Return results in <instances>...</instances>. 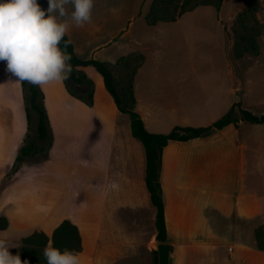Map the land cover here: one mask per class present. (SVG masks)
Listing matches in <instances>:
<instances>
[{
  "label": "crops",
  "instance_id": "obj_1",
  "mask_svg": "<svg viewBox=\"0 0 264 264\" xmlns=\"http://www.w3.org/2000/svg\"><path fill=\"white\" fill-rule=\"evenodd\" d=\"M196 9L184 13L173 22L146 24L154 27L160 42L165 41L162 37L164 34L161 33L169 31L172 34L171 43L188 44L194 29L206 28L195 21V15L199 13ZM220 22L225 33L224 24L227 21ZM70 25L71 23L68 30L73 29ZM104 26L105 24H96L91 29L84 24L77 27L71 33L76 41L67 31L66 34L81 59L94 58L81 57L87 50L91 54L101 53L103 59L98 60L109 62H115L133 51L143 52L132 49L109 60L108 58L121 52L123 43L113 40L95 44L84 35L85 31H90L91 35L101 32ZM209 31L212 33V30ZM163 63L160 69L158 65ZM248 67L253 68L251 65ZM91 68L96 70L91 65L78 67L87 76ZM235 72L231 69L229 60L191 57L170 59L168 62L158 60L154 64H148L146 56L145 63L135 76L136 111L148 131L168 133L175 126L211 125L236 102H241L243 108L247 102L264 106V95L252 93L255 87L253 79L249 76L243 80L244 77ZM3 75L22 85L20 80L10 77L0 61V119L7 110L17 111L24 106L25 111L21 93H17L18 96L12 94V84L4 82ZM57 83L58 81L47 83L51 85L48 88L56 95ZM53 84L56 90H53ZM95 84L99 85L103 93L106 91L111 100L106 95L101 97L102 94L95 91L97 86L92 106L87 107L75 100L77 107L86 110L91 116L86 145L92 188L98 200L91 211V222L84 215L86 205L82 199L78 205L70 200V206L64 209L63 215L52 221L48 220L52 213L48 214L49 218H44L49 209L55 210L50 206L37 218L32 209L25 208L20 213L16 212L13 208L16 196L8 194L1 199L10 188L7 186L10 181H3V177L7 175L3 170L0 172V217L5 218L7 226L0 229V237L11 245L10 251L19 247L22 239L35 231H43L51 236L53 230L68 219L80 231L82 250L78 253L81 264H101L102 260L114 264L117 261L120 264H158V251L155 248L159 243L156 237V209L145 183L144 146L132 134L130 117L127 123L117 120L119 115L125 113L118 110L105 87L103 76L102 80L100 76L96 77ZM43 89L45 106L47 105V112H50L49 93L46 88ZM65 95L71 97L69 94ZM255 114H264V111H257ZM247 123L264 124L240 120L237 125L230 123L206 136L184 141L170 140L163 148L160 183L167 238L174 246L172 264H264V249L259 247L256 236V229L264 224V190H246L247 143L243 140L241 129L248 127ZM7 125L10 126L9 123ZM22 126L16 141L9 148V154L13 158L17 156L27 133L28 125L23 120ZM3 127L8 126L0 123V130ZM255 144L254 156L258 161L254 166L256 171L263 173V141L255 140ZM9 166L6 163L5 169L8 170ZM2 200L5 201L4 207L1 206ZM87 222H90V236L88 231L86 233L88 239L85 234Z\"/></svg>",
  "mask_w": 264,
  "mask_h": 264
},
{
  "label": "rangeland",
  "instance_id": "obj_2",
  "mask_svg": "<svg viewBox=\"0 0 264 264\" xmlns=\"http://www.w3.org/2000/svg\"><path fill=\"white\" fill-rule=\"evenodd\" d=\"M38 2L42 8H47V0H38ZM151 2L152 0H94L91 21L85 23V25L91 29H94L96 24H105V26L101 32L91 35L90 31H85L84 35L90 42L93 40L95 44L113 40L121 41L124 46L123 49L112 58H108L109 60L115 59L132 49L142 50L147 56L148 64L152 62L154 64L158 60L168 62L170 59L179 60L191 57L229 60L231 69L236 71V75L244 77L245 79L242 78L243 80H246L249 76L253 79L255 87L252 93L264 95V33L260 37L261 52L258 56L245 55L243 58L237 59L233 56L222 23L220 22L221 20L229 22L235 11L244 5L245 0H224L220 9L210 6L197 8L196 12L199 13L195 15L194 19L206 28L194 29L192 35L189 36L190 41L188 44L184 42L171 43L170 37L172 34L169 31L161 33L164 34L162 37L165 38V41L160 42L158 33L154 27L148 26L144 19ZM66 8L69 13L73 10L70 4ZM206 12L210 13L206 14ZM260 14L264 20V11ZM130 21H132L131 24ZM70 26L73 29L70 28L68 30L69 34L76 41L75 36L71 33L74 32L77 26L74 23H71ZM209 30H212V33ZM84 56L103 59L101 53L91 54L90 50L81 54V57ZM1 62H3L4 69H6V61ZM163 65L164 63L158 66L161 69ZM248 65L253 66V68H249ZM98 76L102 80V76L94 68L88 71L87 77L93 81V104L94 89L97 86L95 81ZM2 80L4 82H11L10 89L12 94L14 93L18 96L17 93H21V102H25L23 87L20 83H14L11 81L12 78L10 80L9 76L4 75ZM45 86L42 85L40 87L42 90L46 88L49 93L50 112L48 111V116L51 126V145L47 151L48 159L41 160L43 153H37L32 157L26 158L16 173L10 174L16 161V156L13 158V155L9 154L10 145L16 141L21 127H23L22 120L28 125L22 145L26 141L36 140L37 115L32 113V122L29 125L24 106H21L17 111L13 109L12 111H5L2 119H0L2 125L6 124L8 126L0 130L2 156L0 172L3 170L7 172V175L3 177L5 183L10 181L7 183V186L10 188L5 191L1 199L5 198L8 194L16 196L13 205L14 210L20 213L25 208L28 210L32 209L35 218L39 215L42 216L43 210H48V206L55 208V210L49 209L45 214L44 218L47 219L49 218L47 217L48 214L52 213V217L48 219L49 221L63 215L64 209L70 206V200H74V203L78 205L82 199L81 201L86 205L84 215L90 218L91 222V211H93L96 203H98L96 193L92 188L93 180L91 179L88 147L86 145L91 116L86 110L77 107L75 100L77 99L87 107L93 104L90 105L85 100L72 95L67 88L65 80L58 81L57 83L58 95L49 89L51 85L45 84ZM56 88L55 84H53V90H56ZM96 89L95 91L102 94L101 97L106 95L109 98L108 100H111L110 95L106 91L103 93L99 85ZM65 94H69L71 97ZM244 107L253 113L264 111V106L251 105L249 102ZM128 119V115L121 114L117 120L120 123H127ZM8 123L12 127L7 125ZM248 124V127L244 126L241 129L243 140L247 143L246 190L251 191L256 189L263 192L264 172L260 173V171H256L254 165L258 160L255 159L254 154L256 150L255 140L263 141L264 147V124ZM262 156L264 161V154ZM6 163L10 164L8 170L7 168L5 169ZM1 206H5V201L2 200ZM90 222H87L86 232L84 231L85 234L88 231L89 236ZM88 235L86 239L89 238ZM101 264L114 263L102 260ZM115 264L120 263L117 261Z\"/></svg>",
  "mask_w": 264,
  "mask_h": 264
},
{
  "label": "trees",
  "instance_id": "obj_3",
  "mask_svg": "<svg viewBox=\"0 0 264 264\" xmlns=\"http://www.w3.org/2000/svg\"><path fill=\"white\" fill-rule=\"evenodd\" d=\"M224 0H152L145 15L148 25L159 22L176 21L184 13L200 6H211L220 9ZM264 0H245L238 8L232 19L224 24L226 37L237 59L245 55L258 56L261 52L260 37L264 33ZM64 39H70L66 34ZM71 40V39H70ZM63 48V43H61ZM67 52L72 56L73 70L65 79L69 92L93 104V81L87 77L79 66L91 65L103 76L105 87L111 94L118 110L128 114L131 120V131L144 146L146 154L145 183L150 194V200L156 209L157 240L168 242L165 221L164 201L160 183L161 154L170 140H189L206 136L215 129H221L230 123L238 124L240 120L250 123H264V114H255L243 108L241 102H236L230 110L208 126L183 127L175 126L168 133H153L146 129L143 119L136 111V97L134 93L135 76L138 69L145 63L146 56L141 51H133L120 57L115 62L101 61L95 58L81 59L75 52L73 42L68 45ZM24 91L25 111L28 123L32 122V113L37 115L36 140L25 142L18 151L15 164L10 174L16 173L21 164L28 157L43 153L41 160L47 158V151L51 145V126L45 106V94L40 86L27 81H21ZM39 142H41L39 144ZM40 160V161H41ZM7 226L5 218L0 217V229ZM258 245L264 249V224L256 229ZM52 242L53 246L61 250L69 249L75 252L82 250V240L79 228L70 220H63L48 236L43 231H35L22 239L19 247L10 250L13 255L19 254L22 261L28 264H47L43 256V249ZM157 254V251H155ZM157 260V257H156Z\"/></svg>",
  "mask_w": 264,
  "mask_h": 264
},
{
  "label": "clouds",
  "instance_id": "obj_4",
  "mask_svg": "<svg viewBox=\"0 0 264 264\" xmlns=\"http://www.w3.org/2000/svg\"><path fill=\"white\" fill-rule=\"evenodd\" d=\"M93 5L94 0H47V8H42L38 0H0V61H6V71L37 86L67 79L73 70L67 52L72 41L64 39L69 23L82 27L90 22ZM10 246L0 237V264H28L13 255ZM43 256L47 264H81L78 252L61 250L51 241Z\"/></svg>",
  "mask_w": 264,
  "mask_h": 264
},
{
  "label": "water",
  "instance_id": "obj_5",
  "mask_svg": "<svg viewBox=\"0 0 264 264\" xmlns=\"http://www.w3.org/2000/svg\"><path fill=\"white\" fill-rule=\"evenodd\" d=\"M158 251V264H172L174 246L169 242H159L155 245Z\"/></svg>",
  "mask_w": 264,
  "mask_h": 264
}]
</instances>
